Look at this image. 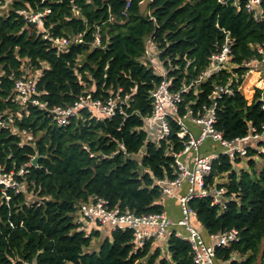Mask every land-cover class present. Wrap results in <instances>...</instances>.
<instances>
[{
	"label": "trees",
	"instance_id": "obj_1",
	"mask_svg": "<svg viewBox=\"0 0 264 264\" xmlns=\"http://www.w3.org/2000/svg\"><path fill=\"white\" fill-rule=\"evenodd\" d=\"M260 2L261 19L247 10L245 0L240 7L219 0H14L0 14V121L6 123L0 125V165L22 184L19 192L0 186V264H198L191 243L176 231L169 235L166 254L152 249L156 241L134 251L131 229L113 230L90 250L100 232H87L78 213L82 203L98 197L111 208L138 215L164 211L157 180L178 175L175 154L189 139L180 135L174 116L168 118L165 139L149 137L143 117L152 113L151 93L165 78L172 92L189 87L176 117L189 111L199 117L215 102L214 127L227 140L264 136L262 90L256 89L252 101L240 90L250 70L245 63L263 59ZM22 9L48 11L41 30L20 14ZM80 34V42L61 48L52 41ZM227 35L232 67L198 82ZM150 41L152 59L145 58ZM155 63L162 64L166 77ZM38 70V97L47 102L46 109L15 99L16 80ZM255 80L253 74L247 77L245 93ZM217 85L229 86L232 93L214 100ZM118 89L131 94L123 109L127 116L117 112L97 120L82 109L62 125L49 110L71 106L88 93L104 99ZM26 133L31 136L25 139ZM261 147L264 139L248 147L245 157L221 154L205 180L209 194L189 201L209 235L239 233L231 245L216 247L217 263L264 264ZM36 154L40 158L33 166ZM22 168L26 171L20 175ZM218 187L225 189L222 204L213 195Z\"/></svg>",
	"mask_w": 264,
	"mask_h": 264
},
{
	"label": "built area",
	"instance_id": "obj_2",
	"mask_svg": "<svg viewBox=\"0 0 264 264\" xmlns=\"http://www.w3.org/2000/svg\"><path fill=\"white\" fill-rule=\"evenodd\" d=\"M11 0H0V14L2 9L5 8L7 2ZM44 1V0H41ZM221 3H227L233 1L237 7L241 6L242 0H219ZM245 6L250 13H253L257 19H261L259 12V5L261 0H245ZM130 6V1L127 3L126 8ZM47 10L44 12H29L26 9L20 10V14L24 15L27 21H31L37 24L38 29H42L43 17L47 14ZM126 13V12H124ZM45 38H49L48 34L44 35ZM51 39V38H50ZM82 35H77L74 38H55L52 39L54 44L61 48L70 43L80 42ZM97 43H100L99 37L96 39ZM231 43L232 39L227 35L225 43L220 51L214 53L211 58V63L203 73L198 82L202 81L206 77L210 76L213 72L232 67L230 63L231 59ZM153 46L154 42L150 41L146 49L145 58H153ZM259 53L263 55L262 60L251 59L246 62L245 65L251 69L253 64H262L261 78L264 81V47H259ZM155 67L166 77V70L162 64L155 63ZM39 72V73H37ZM42 71H29L26 72L21 78L17 79L14 86L15 99L22 105L33 104L40 108H48V104L45 101L39 99L37 89V79L41 76ZM170 81L166 78L152 91L153 98V111L150 115L143 117L146 127L151 125H158L160 128V135L158 139H165L170 132L168 118L175 117L181 126L180 135H189V139L185 144L184 150L175 154L176 163L179 168L178 175L172 179H158L157 184L161 187L162 195H169L174 198H178L182 218L178 224L184 226L188 231L186 237L194 252L195 262L198 264H217L215 251L216 247H226L233 242L239 240V233L237 230L232 229L227 232H221L217 234H211V238L214 239L213 244H208L199 228L194 223L196 218V211L189 205L191 198L196 196H205L209 194V190L206 188V177L209 176L212 170L214 161L221 155H228L231 159H236L238 156L245 157L247 154L248 146L244 143L250 139L259 138V134H250L244 138H237L235 140H227L221 131L214 127L216 122V104L206 108L204 114L199 117H192L191 111L189 116L176 117L179 109V104L183 101V93L187 92L189 87H182L179 92H172L170 90ZM122 89H118L113 92L107 98H94L91 93L87 95L79 96L78 100L71 106H55L50 108V112L53 114L55 120L62 125H66L70 122L71 117L77 116L82 109H86L97 120H104L106 118H112L117 112L125 114L123 110L125 105H128L131 101L130 93H122ZM232 93V89L229 86L217 85L214 92L215 98L221 97L223 94ZM264 101V97L262 96ZM192 117L194 121L202 125L201 133L198 137L193 136L186 125V120ZM6 124L0 121V125ZM212 139L217 143H220L223 147L221 153H212L211 155L199 154V149L206 139ZM192 150L197 151V154L193 158L192 168L188 167L181 160V156ZM25 169L22 168L19 174L25 173ZM184 182H188L190 187L189 191L185 195H178L174 190L175 187L183 185ZM0 186L3 190L15 189L17 192L22 191V184L18 183L13 173H7L3 171L0 165ZM224 188L214 189V198L216 203H223ZM9 199V196H6ZM79 213L82 217L89 219L90 221L97 222L98 224H110L115 229H131L134 232V251L140 250L149 241H156L165 236L171 225V220L163 211L162 213H148L138 215L133 211H122L117 208H111L107 199L98 197L91 199L89 202L82 203Z\"/></svg>",
	"mask_w": 264,
	"mask_h": 264
},
{
	"label": "crops",
	"instance_id": "obj_3",
	"mask_svg": "<svg viewBox=\"0 0 264 264\" xmlns=\"http://www.w3.org/2000/svg\"><path fill=\"white\" fill-rule=\"evenodd\" d=\"M261 68H262V64H260V63L259 64H253L251 69L245 75L243 84H244L245 80L247 79V77L250 74H253V76L256 80L252 85V89L256 93V89L260 88L262 90V96L264 97V81L261 78ZM243 84L240 87L241 91H243V88H244ZM186 125L188 127L189 132L193 136L198 137L200 135L201 130H202V125L196 123L192 117H189L186 120ZM147 131L149 133L150 139H153V140L158 139V137L160 135V128L158 125L157 126L156 125L149 126L147 128ZM259 139H264V136L262 135L261 137L254 138V139L252 138V139H250L244 143L248 147H250L252 145H256V143L259 141ZM222 151H223V147H222V145H220V143H217L216 141H213L212 139L208 138L201 145V147L199 149V154L211 155L212 153H221ZM196 154H197V151L192 150L188 153L183 154L181 156V160L183 161V163L188 165V167L192 168L193 158L195 157ZM219 179L221 181L226 180L225 178H222V177ZM189 187H190L189 183L184 182L183 185L175 187L174 190L176 191V193L178 195H185L188 193ZM161 203L164 205V212L166 213V215L171 220V225H170V228L168 229L166 235L161 237L160 239L156 240V244L158 242V244L163 245L162 244L163 241L167 242L169 235L172 231H176L177 235H179V236L186 237V235L188 234V231L186 230V228L184 226H181L178 224L179 220L182 218L181 205H180L178 198H174V197H171L169 195H165V196H163ZM78 222L83 224V226L85 227V230L87 232H91L93 230L99 231L100 236H98V237H100L101 239H104L107 236L110 237L111 232L113 231V228L110 224H104V225L98 224L97 222L90 221L89 219L82 217L79 213H78ZM194 223L199 228V230L201 231L205 241L208 244H213L214 239L211 238L209 233L202 227V225L198 222V220L196 218H194ZM168 232H169V234H168ZM96 244H97L96 240H93L92 244H91L92 246L89 249L94 250V249L98 248L99 246ZM154 249H155V247H154ZM217 264H223V263L218 262Z\"/></svg>",
	"mask_w": 264,
	"mask_h": 264
},
{
	"label": "rangeland",
	"instance_id": "obj_4",
	"mask_svg": "<svg viewBox=\"0 0 264 264\" xmlns=\"http://www.w3.org/2000/svg\"><path fill=\"white\" fill-rule=\"evenodd\" d=\"M13 2H14V0H11L10 2H7V5L5 6V8H3L2 9V12H7L9 9H11V7H12V4H13ZM146 6L147 5H145V4H143V8L145 9L146 8ZM33 13V12H32ZM37 13V12H36ZM231 63V62H230ZM232 64V63H231ZM37 73H39V72H37ZM244 91V90H243ZM254 94H255V91H253V89L251 88V90L249 91V93H245V91H244V95L246 96V98L249 100V101H252L253 100V98H254ZM161 132V131H160ZM24 136H25V139L26 138H28V137H30L31 135L30 134H28V133H26V134H24ZM27 136V137H26ZM262 151H264V147H261L260 148ZM223 178H225V176L223 177ZM80 214V213H79ZM170 232V231H169ZM169 232H168V234H169ZM96 238V239H95ZM93 240H96V245H100V243H101V241H102V239L100 238V237H94V239ZM155 243V241L153 242V244ZM162 244L163 245H160V244H158V242H157V244H155V245H153V247H152V249H154V247L155 248H160L161 250H162V253L164 252L165 254L166 253H168V241L167 242H165V241H163L162 242ZM97 247V246H96Z\"/></svg>",
	"mask_w": 264,
	"mask_h": 264
},
{
	"label": "water",
	"instance_id": "obj_5",
	"mask_svg": "<svg viewBox=\"0 0 264 264\" xmlns=\"http://www.w3.org/2000/svg\"><path fill=\"white\" fill-rule=\"evenodd\" d=\"M40 158V155L39 154H36L33 158H32V161H31V164L33 166H37L38 165V160Z\"/></svg>",
	"mask_w": 264,
	"mask_h": 264
}]
</instances>
